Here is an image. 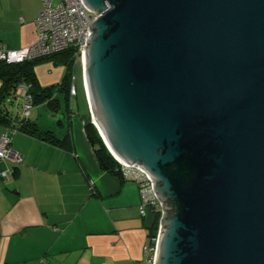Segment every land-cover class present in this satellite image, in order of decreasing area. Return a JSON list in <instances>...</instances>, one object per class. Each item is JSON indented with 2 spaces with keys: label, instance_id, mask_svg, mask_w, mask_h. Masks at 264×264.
<instances>
[{
  "label": "water",
  "instance_id": "1",
  "mask_svg": "<svg viewBox=\"0 0 264 264\" xmlns=\"http://www.w3.org/2000/svg\"><path fill=\"white\" fill-rule=\"evenodd\" d=\"M83 1L91 122L164 205L154 264H264V0Z\"/></svg>",
  "mask_w": 264,
  "mask_h": 264
},
{
  "label": "crops",
  "instance_id": "2",
  "mask_svg": "<svg viewBox=\"0 0 264 264\" xmlns=\"http://www.w3.org/2000/svg\"><path fill=\"white\" fill-rule=\"evenodd\" d=\"M42 8L43 0H0V48L33 45ZM36 73L43 86L56 85L65 67L43 62ZM76 87L74 113L59 118L62 130L35 120L59 137L70 132L74 149L20 131L10 135L22 161L0 160V264H148L153 216L141 215L135 181L100 168L85 133L86 86ZM6 132L0 126V138Z\"/></svg>",
  "mask_w": 264,
  "mask_h": 264
},
{
  "label": "built area",
  "instance_id": "3",
  "mask_svg": "<svg viewBox=\"0 0 264 264\" xmlns=\"http://www.w3.org/2000/svg\"><path fill=\"white\" fill-rule=\"evenodd\" d=\"M99 14L90 11L83 0H43V8L35 21L37 29L36 42L23 49L13 50L0 48V59L9 62H23L35 58L45 57L57 52L64 51L69 47L76 49V57L79 64L84 68L85 52L89 38L92 34L91 26L98 19ZM71 85V96H77V87L73 75ZM32 96L27 95L24 102V116L31 114ZM19 132L13 129L0 138V160H9L17 165L22 161V156L11 147V134ZM117 161L121 165V172L126 180L135 181L140 189L141 203L140 213L142 216L160 214V221L164 215V205L159 200L153 186L151 176L137 166L125 164ZM2 176L7 175V171L1 172ZM160 222L156 237L150 240L145 247L148 256V264H154Z\"/></svg>",
  "mask_w": 264,
  "mask_h": 264
},
{
  "label": "trees",
  "instance_id": "4",
  "mask_svg": "<svg viewBox=\"0 0 264 264\" xmlns=\"http://www.w3.org/2000/svg\"><path fill=\"white\" fill-rule=\"evenodd\" d=\"M48 61L64 66L65 73L58 84L43 86L39 82L36 66ZM78 62L79 58L76 57V49L72 46L61 52L23 62H9L0 59V126L4 127L6 131L18 129L20 132L35 136L54 145L74 149V142L70 132L59 137L52 130L42 129L30 115L24 116L20 111L14 113L13 109L18 108L20 105L24 106L26 96L31 95L33 106L45 102L50 108L57 111L62 108L64 102L66 114L74 113L73 100L77 96H71V85L74 69ZM23 95L24 101L22 104L20 103V98ZM85 133L100 168L118 176L122 180H126L122 175L120 163L106 146L96 125L91 122V118L85 125ZM152 216L153 224L149 231L151 239L156 237L160 222L159 213Z\"/></svg>",
  "mask_w": 264,
  "mask_h": 264
},
{
  "label": "rangeland",
  "instance_id": "5",
  "mask_svg": "<svg viewBox=\"0 0 264 264\" xmlns=\"http://www.w3.org/2000/svg\"><path fill=\"white\" fill-rule=\"evenodd\" d=\"M74 75H75V83L78 86L79 91L81 90V87H84L85 79H84V68L81 64L77 63L74 69ZM24 98H20V103L23 104ZM81 113L83 114L85 111L84 108H81ZM18 111L21 112V114L24 112V108L22 105H20L18 108H14L13 112L17 113ZM66 111L65 104L63 102L62 108H59L57 111L50 108L45 102L36 104L31 109V118L33 120H37L39 122V125L43 127H48L49 124H52L57 130H62L63 127L61 126L60 119H64V112ZM56 115L58 117H56ZM68 124V121L66 119V126Z\"/></svg>",
  "mask_w": 264,
  "mask_h": 264
}]
</instances>
